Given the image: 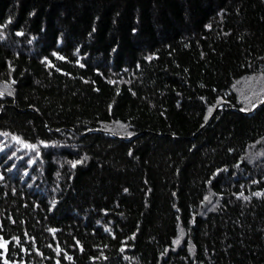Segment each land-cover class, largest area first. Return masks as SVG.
<instances>
[{
  "label": "trees",
  "instance_id": "16d2710c",
  "mask_svg": "<svg viewBox=\"0 0 264 264\" xmlns=\"http://www.w3.org/2000/svg\"><path fill=\"white\" fill-rule=\"evenodd\" d=\"M0 264H264V0H0Z\"/></svg>",
  "mask_w": 264,
  "mask_h": 264
},
{
  "label": "snow or ice",
  "instance_id": "6c2138e0",
  "mask_svg": "<svg viewBox=\"0 0 264 264\" xmlns=\"http://www.w3.org/2000/svg\"><path fill=\"white\" fill-rule=\"evenodd\" d=\"M209 113H211V109H209ZM73 167H75V164H73ZM174 243H177V244H179V243H180V240H179V238H178L176 241H174Z\"/></svg>",
  "mask_w": 264,
  "mask_h": 264
}]
</instances>
